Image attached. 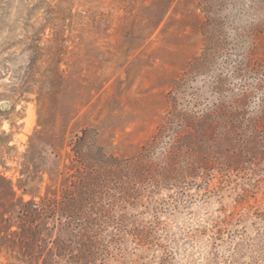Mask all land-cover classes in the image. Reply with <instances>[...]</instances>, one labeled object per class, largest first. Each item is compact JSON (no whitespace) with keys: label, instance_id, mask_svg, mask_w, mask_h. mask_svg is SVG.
Masks as SVG:
<instances>
[{"label":"rangeland","instance_id":"obj_1","mask_svg":"<svg viewBox=\"0 0 264 264\" xmlns=\"http://www.w3.org/2000/svg\"><path fill=\"white\" fill-rule=\"evenodd\" d=\"M98 169L81 254L42 199ZM0 264H264V0H0Z\"/></svg>","mask_w":264,"mask_h":264},{"label":"trees","instance_id":"obj_2","mask_svg":"<svg viewBox=\"0 0 264 264\" xmlns=\"http://www.w3.org/2000/svg\"><path fill=\"white\" fill-rule=\"evenodd\" d=\"M207 63V57L204 55L202 56V59L197 60L194 64H192V68H200L203 66V64ZM247 67L251 65L250 60H246L244 63ZM255 64V63H253ZM260 66L256 65V67ZM193 69V70H194ZM180 83V82H178ZM168 122H171L167 120ZM166 123L161 125L159 128V131L156 132L153 139L146 145L145 147H142L141 151L139 152V155L137 157H132L129 160H119L117 157L110 156L109 160H117L115 163H113L117 168L122 167H131L132 164H134V161H140L145 159L148 156V152L152 151L154 148H156V143L158 142L159 138L165 133L167 129ZM253 132L258 133V126L253 127ZM183 135H187L186 133L180 134L179 131H175V134L173 135L174 140H172L169 145L167 144V147L164 148L162 152L163 161H165V165L162 166V177L167 180H171L172 178L176 176H180L183 173L187 174L189 171H192L195 167H197V163L195 162L194 154L190 153L193 148L185 146V144L182 143L181 138ZM80 137L78 136L76 139V143L79 142ZM77 154V156L82 160V165L86 167L88 160L84 157L85 155L80 151V149L74 150ZM102 155V154H101ZM103 156V155H102ZM108 158V157H107ZM105 156L103 157L104 163L109 166L112 165L113 162H107L108 159H105ZM180 159H184L183 163L184 165H180V167H173V165L179 161ZM134 160V161H133ZM133 167V166H132ZM171 168V169H169ZM93 169V168H91ZM136 171V170H134ZM173 171L176 172V174L172 177ZM137 172V171H136ZM88 175V176H87ZM86 176V177H85ZM85 176L80 177L78 180L74 183V190H69L68 188L64 189L62 196L60 197H52V198H44L42 199V205L44 203V206H50L53 207V211L59 210L63 215H65V218H68L69 221L66 226H72V229H75L76 232L72 233L74 236V244L77 243L79 245V248L77 252L83 253L85 252L83 245L86 243V233L91 230V226L94 225L95 221L105 214V210H99L95 197L93 195L94 192H96V188H102V183L104 182L105 174H103V170L98 169L97 172L92 171H86ZM95 187V188H94ZM31 201V200H30ZM27 203H23L24 206H26ZM29 204H35L32 201ZM37 210L36 205H34ZM44 210V207H42ZM50 208V211H51ZM25 211V210H24ZM45 211V210H44ZM26 213V214H25ZM24 216L26 219L29 220L30 217H32L31 213L26 210ZM23 226L22 229L27 228L28 226L25 225V222H22ZM25 239L29 240V237L27 235H23ZM34 240V239H33ZM65 247L64 241L60 240V243H56L55 249L60 251ZM65 249V248H64ZM72 250V249H71ZM75 253H72L70 251V256L74 259L77 257L74 255ZM73 255V256H72Z\"/></svg>","mask_w":264,"mask_h":264}]
</instances>
